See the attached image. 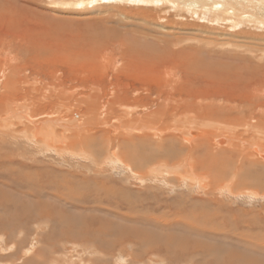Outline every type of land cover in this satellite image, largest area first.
I'll return each mask as SVG.
<instances>
[{
  "label": "rangeland",
  "instance_id": "1",
  "mask_svg": "<svg viewBox=\"0 0 264 264\" xmlns=\"http://www.w3.org/2000/svg\"><path fill=\"white\" fill-rule=\"evenodd\" d=\"M138 1L0 0V264H264V18Z\"/></svg>",
  "mask_w": 264,
  "mask_h": 264
},
{
  "label": "bare ground",
  "instance_id": "2",
  "mask_svg": "<svg viewBox=\"0 0 264 264\" xmlns=\"http://www.w3.org/2000/svg\"><path fill=\"white\" fill-rule=\"evenodd\" d=\"M141 1V0H140ZM140 1H138V2H140ZM144 1H146V3L147 2H151V1H153V0H144ZM159 1H161V0H159ZM158 1V2H159ZM182 1H190V0H182ZM194 1H196V2H198V3H200L201 5H204V4H212V6L210 5V6H208V8H207V10H209L210 8L211 9H213V10H221V7L223 6V8L224 7H226V6H229V7H235L236 9L237 8H242L243 7V10L244 9H246L247 7H251V8H253L254 10L255 9H257V10H259V13H257L259 16H260V18H264V0H249V1H251V2H249V1H246V2H244V1H242V0H239L240 1V4L238 5V3L235 1V0H194ZM238 1V0H237ZM247 2H249V3H247ZM217 3H219L220 5H214V4H217ZM233 3H237V5H233ZM241 3H242V5H241ZM244 5V6H243ZM188 6V5H187ZM207 6V5H206ZM238 6V7H237ZM222 8V9H223ZM228 8V7H227ZM238 9V10H239ZM206 10V11H207ZM238 10L236 11V13H238ZM241 11V9L239 10V12ZM4 12V11H3ZM208 12V11H207ZM2 13V12H1ZM218 13V12H217ZM256 13V12H255ZM218 14H220V13H218ZM215 15V14H214ZM219 16V15H218ZM216 17V16H215ZM2 24V23H1ZM27 39V38H26ZM139 39V38H138ZM143 39V38H142ZM22 40V39H21ZM42 40V39H41ZM129 40V39H128ZM150 40V39H149ZM25 41V40H24ZM34 41V40H33ZM159 41V40H158ZM151 42V41H150ZM150 42H148L147 41V43H150ZM154 42V41H153ZM157 42V41H156ZM166 42V41H165ZM39 43H40V41H39ZM38 43V45H32V46H28V47H26V48H24V45H23V43L22 42H20V44L18 43V42H16V44H17V47L19 48V50H21V51H25V50H38L39 48H40V50L42 49V47L40 46V44ZM126 43V42H125ZM145 43V42H144ZM143 43V44H144ZM52 45H47V48H45V49H47L48 50V52H49V50L50 51H52L53 50V48H57L56 50H55V52L57 53V55L56 56H58V59H56V60H59L61 57H62V55L64 56L65 54H62L61 55V51H60V46L59 45H57V43L55 44H53V43H51ZM128 44L130 45V43L128 42ZM142 44V45H143ZM146 44V43H145ZM163 44V43H162ZM161 44V45H162ZM129 45H124V50H123V59H122V66H121V68H119V69H117V70H115L113 73H109L108 71H107V66H106V64H110L112 61H110V62H108V63H105V61L104 60H102V58L100 59V64H101V66L102 67H100L99 66V68H100V70L101 69H103V70H105V77H106V74H107V72L109 73V77H110V75H113L114 77H113V79L115 80V81H118V82H121L122 80H118V78H122V77H127V78H129V77H133V78H135V81L137 82V80H139V78H142L143 79V81H150L151 80V78L153 77V68L154 67H156V68H163V69H165L166 67H168V66H165V65H167V63H165V60H162V58L161 57H156V55L158 54V53H160L163 49H164V47L160 50V52H157V54H155V52H151V50H149V49H147V48H143V47H137V48H134V47H132V46H129ZM137 45V44H136ZM140 45V44H139ZM155 45V44H154ZM157 45V44H156ZM146 47H147V45H145ZM159 46H160V44H159ZM151 47V46H150ZM166 47V46H165ZM81 48V47H80ZM161 48V47H160ZM92 49V48H91ZM93 49H95V48H93ZM158 49V48H157ZM166 49V48H165ZM98 50V49H97ZM96 50V51H97ZM168 50H169V48H168ZM54 51V50H53ZM96 51L94 50V51H90V52H84L83 50H77V54H76V56L74 57L75 59H77V60H79L82 64H80V66L81 67H87V68H93L92 67V65H94L93 63H94V61H95V58H96ZM165 51V50H164ZM176 51H178V50H176ZM98 52V51H97ZM168 52H170V51H168ZM172 53V52H171ZM82 56H81V55ZM90 54V55H89ZM165 54V53H164ZM170 54V53H169ZM173 54H175V53H173ZM180 54V53H179ZM182 54V53H181ZM180 54V55H181ZM61 55V56H60ZM66 55H70V53H68V54H66ZM15 57H17V55L15 56ZM54 58H55V56H54ZM66 58H67V61L69 62V57H67L66 56ZM189 59V58H188ZM113 60H115V62H116V58H114ZM194 60V59H193ZM115 62H112L111 64H115ZM192 62V61H191ZM190 62V63H191ZM87 65V66H86ZM192 65V64H191ZM95 67H96V64L94 65ZM194 66H195V64H194ZM110 66H108V68H109ZM14 68V67H13ZM111 68V67H110ZM20 70V69H19ZM114 69H112V71H113ZM258 71H263L264 70V65H263V67H258V69H257ZM193 71V70H192ZM195 71H196V69H195ZM229 71H231L230 69H229ZM236 71V73L238 74V75H240L241 77H242V74L240 73V71L239 70H235ZM17 73V72H16ZM195 73V72H194ZM193 73V74H194ZM230 73V72H229ZM236 73H231L232 75V79L234 80L233 82L234 83H237V82H240V80L237 78V76H236ZM248 73V72H247ZM246 73V74H247ZM205 74L208 76H211V77H213L212 79L213 80H216L218 77H220V76H224V73H219V75L218 76H215V74H213V73H211V75L208 73V72H205ZM20 75V74H19ZM31 75V74H30ZM229 74H227V75H225V77H227ZM57 75H54V78L53 79H55L56 78V80L57 79H60L61 80V78H59V77H56ZM108 76V75H107ZM204 76V75H203ZM246 76H248L249 78H255L256 79V81H258V84L260 85V83H261V85L262 86H264V79L263 80H261V82L259 81L260 80V77L258 76V77H256V76H254V75H251V73L249 72ZM229 77H230V75H229ZM229 77H227V78H229ZM153 79V78H152ZM35 80V79H34ZM6 81V80H5ZM7 83V82H6ZM6 83H5V86H6ZM95 83V82H94ZM144 83V82H143ZM4 84V83H3ZM10 84H12V83H10ZM112 83H108V87L111 85ZM4 86V85H3ZM13 86V85H12ZM115 86V85H114ZM7 87V86H6ZM117 87V86H116ZM3 88V87H2ZM8 89V88H7ZM136 89V88H135ZM143 89V88H142ZM148 89V88H147ZM260 89H262V88H260ZM120 91V89H118V88H116V90L114 91V97H115V100H118L119 98V100L121 101L120 102V104H119V102H118V104H119V106H123V107H125V105L126 106H128L129 105V103H127V102H125V105H123V102L125 101V99H126V97L125 96H122V94H121V92H119ZM6 91V90H5ZM146 92H148V91H146ZM149 92H151V91H149ZM149 92L147 93V94H149ZM136 93H138L139 94V90L138 89H136V90H134L133 91V94L135 95ZM143 93V92H142ZM13 97V96H12ZM14 99H16V98H14ZM14 99H12V100H14ZM122 99V100H121ZM133 101V100H132ZM131 101V102H132ZM3 102H5V99L4 98H0V111H6V110H4L3 109V107H6L5 106V104H7V103H3ZM137 102V101H136ZM9 104V103H8ZM113 104V103H112ZM146 104V103H145ZM145 104L142 106V107H146L145 106ZM131 105V104H130ZM129 105V106H130ZM12 106V105H11ZM15 108V107H14ZM122 108V107H121ZM126 108V107H125ZM130 108V107H129ZM128 108V109H129ZM127 109V108H126ZM128 109H127V112H128ZM13 111L11 110V112L10 113H12ZM23 114H24V112H22ZM28 116V115H27ZM25 120H27L28 122H32L33 120L31 119V117L29 116V117H26L25 118ZM116 120V119H115ZM2 123V122H1ZM6 123V122H5ZM12 123V122H11ZM105 123V122H104ZM11 126H13V125H11ZM6 132V131H5ZM2 133V132H1ZM10 133V132H9ZM8 134V133H7ZM189 136H194V135H196V132L195 131H190L189 133ZM9 135V134H8ZM226 139H224V138H220L218 141H219V143L221 142V143H224V142H226L225 141ZM217 141V140H216ZM166 151V150H165ZM252 151H254V153H256L257 155H259L261 158H263L264 157V153L261 151V149H258V148H256V147H253L252 148ZM7 156V155H6ZM4 165V164H3ZM5 166V165H4ZM3 166V167H4ZM6 167V166H5ZM191 167V166H190ZM7 168V167H6ZM192 168V167H191ZM13 170V169H12ZM18 176V175H17ZM13 177V176H12ZM16 180V179H15ZM19 180V179H18ZM10 183H11V181H10ZM19 183H21V182H19ZM13 184H14V182H13ZM18 184V183H17Z\"/></svg>",
  "mask_w": 264,
  "mask_h": 264
},
{
  "label": "water",
  "instance_id": "3",
  "mask_svg": "<svg viewBox=\"0 0 264 264\" xmlns=\"http://www.w3.org/2000/svg\"><path fill=\"white\" fill-rule=\"evenodd\" d=\"M261 157H262V156H261ZM263 158H264V157H263ZM263 158H262V159H263Z\"/></svg>",
  "mask_w": 264,
  "mask_h": 264
}]
</instances>
